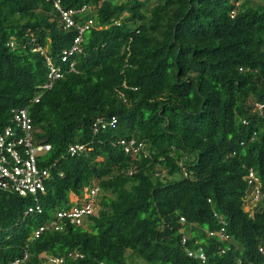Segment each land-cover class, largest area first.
I'll return each instance as SVG.
<instances>
[{"label": "trees", "instance_id": "16d2710c", "mask_svg": "<svg viewBox=\"0 0 264 264\" xmlns=\"http://www.w3.org/2000/svg\"><path fill=\"white\" fill-rule=\"evenodd\" d=\"M54 2L0 0V133L27 108L52 144L40 162H55L41 214H25L32 194L0 188V264L25 249L18 264H264V200L245 208L250 168L264 191V0H62L94 20L72 70L61 58L79 31ZM48 58L66 72L44 87ZM95 183L85 225L62 218L34 238ZM201 247L205 262L188 254Z\"/></svg>", "mask_w": 264, "mask_h": 264}, {"label": "built area", "instance_id": "2783aa9c", "mask_svg": "<svg viewBox=\"0 0 264 264\" xmlns=\"http://www.w3.org/2000/svg\"><path fill=\"white\" fill-rule=\"evenodd\" d=\"M55 7L61 14V18L66 28H77L79 34L76 36L73 44L65 49L62 54V61L70 65V70L75 67V60L72 56L82 51V42L84 39V33L94 25L93 19L85 21L79 20L81 14L88 8L87 4L81 7L65 8L62 4V0H55ZM39 49H42L39 47ZM44 52V50H41ZM48 64L50 66L49 78L50 81L44 84V87L53 86L55 80L64 77L65 69L62 65H55L50 58H48ZM40 96L35 98V101H39ZM260 108L264 107V104H257ZM14 115L11 119V124L6 126L3 133H0V188L11 189L20 193L23 196L32 194L34 196V204L29 205L25 214H41L44 211V207L39 202V195L47 192L46 182L52 178V167L55 166V162L47 163L40 161V156L47 154L52 149V144L48 142H37L35 137V125L33 118L27 108H18L13 111ZM245 123L246 120L244 121ZM118 124V118L112 116L109 121L99 118L95 123V129L100 126L103 128L112 127L115 128ZM121 144L125 146V150L132 155L137 154L143 149V142L137 139L121 140ZM85 149V145L82 143H75L70 145L69 153L72 156L78 155ZM249 184L254 188L250 193L251 201L257 202L264 200V191L259 184V178L253 168L249 169L247 175ZM99 193V187L94 185L91 191L87 194V199L82 200V205L76 203L68 209L58 210L56 212V218L52 221L41 224L33 231L34 238H37L47 229L55 228L56 230L63 229V225L60 223L62 218H68L71 223L76 225H85L86 220L92 214L96 213L97 208V194ZM86 200V201H85ZM183 223H186L184 217L181 218ZM193 224H191L192 226ZM215 232H210L214 234ZM221 234L228 238L229 235L224 233L222 229ZM190 233H185L182 238L183 244H186L190 238ZM260 251L264 252V246H260ZM188 254L192 257L198 258L205 262L207 260V254L201 247L199 249H188ZM30 257V252L25 249L24 255L21 258H17L12 262L5 264H18L24 262ZM50 263L61 264L64 260L63 257H49ZM234 264H239L234 263Z\"/></svg>", "mask_w": 264, "mask_h": 264}, {"label": "rangeland", "instance_id": "374dc122", "mask_svg": "<svg viewBox=\"0 0 264 264\" xmlns=\"http://www.w3.org/2000/svg\"><path fill=\"white\" fill-rule=\"evenodd\" d=\"M115 2H119V1H122V0H114ZM96 184V183H95ZM97 185V184H96ZM99 198L100 196L97 197V200H96V203H99ZM72 200L73 202L76 200V198L74 197V195L72 196ZM253 205H255L250 199L247 201L246 205H245V208L246 210H249V209H252L253 210ZM98 207V205H97ZM255 208V207H254ZM96 211H97V208H96ZM87 226V225H86Z\"/></svg>", "mask_w": 264, "mask_h": 264}]
</instances>
